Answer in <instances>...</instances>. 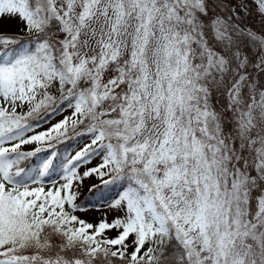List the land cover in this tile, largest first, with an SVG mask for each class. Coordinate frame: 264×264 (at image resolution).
<instances>
[{
    "label": "snow or ice",
    "instance_id": "snow-or-ice-1",
    "mask_svg": "<svg viewBox=\"0 0 264 264\" xmlns=\"http://www.w3.org/2000/svg\"><path fill=\"white\" fill-rule=\"evenodd\" d=\"M250 10L0 0V21L23 25L0 30V264H264V29L244 23ZM61 107L72 116L27 135ZM70 131L90 142L46 190L49 149ZM93 177L90 195L121 185L109 206L122 216L76 215Z\"/></svg>",
    "mask_w": 264,
    "mask_h": 264
},
{
    "label": "trees",
    "instance_id": "trees-1",
    "mask_svg": "<svg viewBox=\"0 0 264 264\" xmlns=\"http://www.w3.org/2000/svg\"><path fill=\"white\" fill-rule=\"evenodd\" d=\"M250 3V14L242 17L244 20V23L247 24L252 29L256 30L257 32L264 29V17H261L257 11L254 4H251V0H249ZM59 98V96H58ZM69 107H61L59 111H57L54 115H52L50 118L48 116V113H44L39 120H32L30 119L29 122L33 124L34 128L32 131L36 130L38 127H42L44 125H47V122L55 118L58 114L64 113L66 109ZM49 112H51V109H49ZM81 129L78 128L77 131H80ZM31 132V131H30ZM71 139H66L65 142L59 143L55 142V148L49 149V151H55L56 152V159L54 161V167L50 170L49 174L46 177H42L39 179H42L43 185H50L51 183H54L60 178H62V172H63V163L66 161L70 156H72V152L79 146L80 142L83 140L84 137L77 138L75 133L71 135ZM45 155H47L46 152H41L38 154V156L35 158L37 160V163L40 159H42ZM121 191V185L116 184L114 186H110L109 189H106L104 191L103 196H101L99 193L95 195H90L88 192L84 195L82 200L78 202V204L81 206L82 210L85 208H96L100 209L104 207V205L112 202L115 197L119 195Z\"/></svg>",
    "mask_w": 264,
    "mask_h": 264
},
{
    "label": "rangeland",
    "instance_id": "rangeland-1",
    "mask_svg": "<svg viewBox=\"0 0 264 264\" xmlns=\"http://www.w3.org/2000/svg\"><path fill=\"white\" fill-rule=\"evenodd\" d=\"M0 30H2L4 33L7 34H11V33H16L18 32L23 25L20 23L19 20H15V19H4L2 21H0ZM54 94L57 95V97L59 96L58 92H55ZM26 110V109H25ZM72 112L73 109L71 107L67 108L66 111L64 113H60L58 114L55 118H53L52 120H50L49 122H47V125H44L42 127H38L36 128V130L28 132L27 135H34L36 133H40V132H45L48 129H50L52 127V125L62 121L65 117H70L72 116ZM74 132H69V136L73 135ZM56 141H53V143H55ZM90 142L87 137H84L83 140L80 142L79 146L72 152V156L75 155V153L85 144ZM38 145L33 144V145H27L25 146L26 149H31L34 147H37ZM40 147H44L47 148L46 144H41L39 145ZM100 162L99 158H94L92 160V163L89 165H86V167H94L96 164H98ZM84 167L80 168V171L83 172ZM63 178H60V180L51 183L50 185H43L45 187L46 190L52 188L53 185H57L59 186V184H62ZM93 183H98V181L93 177L90 178L88 180L85 181L84 186L80 189V194L77 198L76 203L78 204V202H80L82 200V198L84 197V195L88 192L87 189L90 185H92ZM35 186V185H34ZM75 187V186H74ZM118 197V196H117ZM117 197H115L114 199H116ZM111 203V202H110ZM110 203L104 205V207L100 208V209H96V208H85L81 211L76 212V215H78L81 219L86 220L89 223H93L96 224L99 221H101L102 219H104L105 217L107 218V220L109 222H111L112 220H114L117 216H122L123 215V211L121 209L118 208H113L110 207ZM117 233L116 231H110L108 233V235L110 236H115ZM148 245H145V248ZM143 251V250H142Z\"/></svg>",
    "mask_w": 264,
    "mask_h": 264
}]
</instances>
